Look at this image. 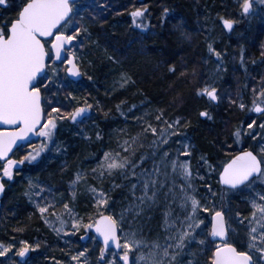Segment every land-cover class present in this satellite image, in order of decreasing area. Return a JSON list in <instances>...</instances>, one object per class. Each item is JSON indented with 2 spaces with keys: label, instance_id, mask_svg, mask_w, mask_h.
Wrapping results in <instances>:
<instances>
[{
  "label": "rangeland",
  "instance_id": "obj_1",
  "mask_svg": "<svg viewBox=\"0 0 264 264\" xmlns=\"http://www.w3.org/2000/svg\"><path fill=\"white\" fill-rule=\"evenodd\" d=\"M100 1L93 0L90 5L97 6ZM227 3L228 5H226ZM226 4L224 10L227 11L228 18L236 20L231 30H225L223 23H221V27L216 23L215 18L221 11L219 6L216 5H213L215 12H211L212 7L209 11L201 9L200 12L196 11L199 13L193 15L190 22L184 23L183 20V30L180 33H178L177 25L170 29L172 34L177 35L178 43L185 42L186 45L192 48L194 53L198 50V57L192 62L181 61V64L178 65V71L179 73L183 71L182 75L190 74L195 97L199 88L208 85L217 89L219 99L213 101L206 94L200 96L203 99L210 100L211 104L224 105L227 102L232 105V101H235L234 104L239 107L240 103L243 102L245 104L244 108L247 107L253 112V120L256 121V124L253 125L251 130L247 127L244 130L242 128L243 131L239 138L230 137L232 143L228 147L234 146L233 144L237 139L239 144L251 146L252 150L259 155V149L264 146V139H262L264 128L260 127L261 124H264V112L258 113L255 111L253 100L258 101L259 96L254 94L253 85L257 86L258 91L260 80L264 77V5H261L259 0H254L252 14L240 15L239 0H229ZM10 5L4 9H9ZM77 5L79 14L73 20L76 26H80V19L83 20L85 8L78 0ZM7 15L8 13L0 14V17L3 18V20H0V24L8 19V17L6 18ZM93 24L95 23L93 22ZM84 27L87 28L85 24ZM87 29L88 32L82 31L80 33L78 40L73 42L71 49L76 52L82 79L78 82L71 81L66 75L67 65L62 62L56 64L58 72L53 74L50 70L51 62L49 61L50 67L47 74L54 76L53 81L49 82V86L51 94L58 101L55 106L61 107L62 112L71 111L75 107L83 106L84 103L92 105L93 109V104H97L100 109H104L103 116H107L106 122H109V124L104 125L103 128L99 125V121L94 120L95 117L92 115L79 123H71L68 119L58 122L55 142L41 154V157L31 163L17 165L14 168L15 175L13 178H3L5 191L0 199V210L4 207L9 210L11 205H25L30 215L35 214L43 222L47 233L41 234L42 237L30 234L24 238V235L20 234L8 239L0 238V244L14 245V248L8 254L0 256V264H25V262L26 264H76V261H73L71 257L85 248L88 249L87 264H101V261L103 264H108L114 253L119 256L120 251L109 250L106 252L105 257H100L99 250L102 246L90 228L81 227L79 231L74 230L71 224V216L64 213L63 204L68 202L77 217H84L85 223L89 222L95 211V196L91 191L92 187H102L107 192L110 198V207L106 214H114L118 220L123 219L120 235L123 237L125 233L135 232L137 234L136 238L143 239L146 242L142 248L133 249L130 252L129 264H136L140 252L146 253L153 241L158 242L161 246L173 244L174 241L169 237L177 233L182 223H184L183 230L190 231L187 228V223H191V221H184V217L191 211L190 203L187 210L180 206L179 197L181 193L179 185L185 183L182 176L177 175L175 177V196L168 191L166 186L160 188L154 200H145L141 203L137 199L140 195L139 187L135 196L132 194L131 186L137 183L138 177L131 176L130 170H117L111 175L105 172L103 179L98 174V169L96 172L93 171L98 160L103 156V152L109 150L120 153L121 156H132L134 151V160H139L142 155H145L147 162L144 167L151 169L152 159H148V157L153 154L152 140L154 134L151 132L144 134L141 129L144 127L145 122H150L157 126L159 132V124L155 119L159 114L158 110H162L165 118L169 121L180 117L181 128L179 134H176L174 138H170L167 145H162L157 149V153L162 154L163 151H168L170 159L179 157L180 162L184 160L189 162L192 169L190 182L192 188L190 191L197 196V199L203 201V206L198 210L197 218L204 220L205 223L197 229L196 233H193L191 240L186 241L185 250L177 258L179 264H188L189 261H191V264H206L207 256L211 255L214 246L225 242L236 244L241 251H249L256 264H261L263 254H260L258 250L261 242L259 240L255 241L257 247L253 249H249L247 244L250 240L249 233L253 227L258 229L257 232L253 233L257 236L259 230L264 228V225L256 224L252 217L254 192H261L264 188V180L255 181L254 190H249L246 186H243L230 195L219 192L214 187V181H218L220 170L211 163L208 155L194 152L193 140L188 133L186 120L183 116L176 114L175 110L165 114V109H157L153 100L147 95L139 91L135 92L136 86L132 76L131 83L121 86V73L126 72L129 75L131 73L126 66L118 63L105 51L109 56L106 55L103 50H101L102 57L101 53L97 56L106 63L103 64L101 70L105 73L101 77L98 75L100 73L96 69L97 64H95L97 59L93 61L95 57L92 56L90 51L97 41L94 39L90 27ZM72 30L74 29L70 28L68 34H71ZM259 30L262 32H259ZM167 31L169 34V29ZM155 34L152 30L148 36L154 37ZM152 37L135 38V43H139L137 52H140V55H146L145 50H143L144 44ZM210 41L213 42V46L218 51L224 53L221 58H217L214 53L209 52L208 43ZM244 44L247 48L244 47ZM94 49L97 50V46ZM241 53L246 55L249 64H259L254 67V71L249 76L250 88L248 94L251 102L248 105L243 91L238 88L239 70L236 69V64ZM254 54H258V57L253 62L251 59ZM188 64H193L194 67L192 71L186 72ZM98 92L101 93L98 94ZM69 93L72 94L74 99L69 97ZM44 95L51 100L49 93L46 92ZM128 99H132V101H128ZM104 100H107L109 104L107 109L104 107ZM134 105L135 107H133ZM202 117L206 118L207 122L213 121V114ZM137 118L141 119L138 120ZM159 123L162 124L163 120ZM237 127L241 128L243 126L238 125ZM97 133H99V136H97ZM134 136H138V139L132 145L131 137ZM125 140H129V146H125L127 150L121 148V144ZM41 142V139L36 135L33 140L19 146L10 158L20 159L26 155L29 144L35 147ZM184 144L190 147V154L188 155H185V148L182 146ZM58 147L61 149L59 152L56 151ZM223 151H228L225 145L222 148V154ZM160 154L155 155L154 159L159 160ZM5 163L6 161L0 163V170H2ZM78 171L82 173L84 179L77 185L71 186L70 182L75 178ZM168 171L171 172L170 166ZM29 180H32L35 185L34 188L30 189ZM168 183L171 184V180ZM209 186L211 187L209 188ZM49 187L53 190L52 196L56 197L58 202L55 203L53 209L50 198L48 201L49 211L42 215L35 201L40 200L43 204L45 193H41L40 197H37L36 193L41 188L47 189ZM29 191L33 195V200H29L28 195H26ZM73 192H75V197H73ZM203 207H208L213 212L215 210L224 212L227 227V238L224 241L215 242L210 239L212 213L211 211L205 213ZM255 211L257 212L256 219H259V210L256 209ZM57 213L63 214V218L68 221L64 226V231L59 233L55 230L53 223L46 222V220L56 222ZM56 227H59L58 222ZM23 240H28L33 245L39 243L40 247L31 249L26 256L21 257L18 255V251L21 247L20 241ZM201 240L204 241L203 244H201ZM172 250L169 249V251ZM116 264H120L119 259Z\"/></svg>",
  "mask_w": 264,
  "mask_h": 264
},
{
  "label": "snow or ice",
  "instance_id": "obj_2",
  "mask_svg": "<svg viewBox=\"0 0 264 264\" xmlns=\"http://www.w3.org/2000/svg\"><path fill=\"white\" fill-rule=\"evenodd\" d=\"M254 0H239L240 15H251ZM261 5H264V0H259ZM10 0H0V6H9ZM11 6L18 10L14 18L5 20L0 24V122H3L4 127H0V158H6L2 170H0V193L5 191L4 177L13 178L14 168L17 165H24L37 161L41 154L55 142L56 132L58 131V122L65 119L77 122L78 118L87 113L92 105L84 103L83 106L73 108L71 111H63L61 107L55 106L58 104L54 95L51 94L49 82L53 81L54 76L48 75L49 61L51 62V72L56 74L58 69L56 64L62 62L67 65L66 72L73 76L81 74L79 63L77 62L76 52L72 51L73 42H76L80 33L88 32L86 27L76 26L73 18L78 15L77 0H12ZM147 5L141 8H135L131 16L133 22L137 18H142L146 15ZM168 9L164 8V13H168ZM223 26L229 30L233 29L236 20L228 17H220ZM143 28L145 25L140 24ZM74 29L69 33V30ZM82 47V45H81ZM210 53H214L215 57L221 58L224 53L218 51L213 46V42L208 43ZM226 51V50H225ZM65 56L67 59H65ZM243 62V56L241 57ZM170 71H175V66L170 68ZM132 82V77L128 73H121V86L128 85ZM49 93L51 100H49L44 93ZM198 94H206L211 100L219 99L217 89L205 85L197 90ZM253 92L259 96V100H253V106L256 112H264V77L261 78L259 88L253 85ZM70 98L72 94H68ZM87 99V98H85ZM235 103V101H232ZM119 107V106H118ZM135 107V105L133 106ZM244 108L245 104L242 102L239 105ZM158 115L155 117L159 124V132L157 126L150 122H145L141 132L147 134L151 132L154 134L152 140L153 154L148 157L152 159L151 169L144 167L147 162L145 155H142L139 160H134L133 155L121 156L120 153L113 151H104L103 156L98 160L97 166L93 169L94 172L99 170L98 174L103 179L104 173L109 175L117 170H130L133 177H138L137 183L132 184L131 191L133 196L139 187L140 195L137 199L143 203L145 200H154L160 188L168 187V191L174 196L176 194V179L177 175L182 176L185 183L179 185L181 193L180 206L187 210L190 203L191 211L184 217V221H191L187 223V228L190 231L183 230L184 223L180 225L177 233L170 236L173 244L161 246L158 242L153 241L149 245L148 251L140 252L137 257L136 264H179L178 256L185 250V243L187 240L193 238V233L205 221L198 219V210L203 206V201L197 199V196L190 191L192 188V169L189 162L184 160L179 161L169 158V152L163 151L162 154L157 153V149L162 145H167L170 138H174L179 134L181 128V118L176 117L169 121L164 116L162 110H158ZM201 116L207 117L209 115L207 110L200 113ZM138 120L141 118H137ZM163 120V123L159 122ZM256 124L252 120L247 129L251 130ZM42 125V126H41ZM39 130L37 131V128ZM264 128V124L260 125ZM241 128L235 129V136L239 138L242 133ZM30 133H36L37 137L41 139L38 146L33 147L28 145L26 155L20 159L8 158L9 153L14 151L13 146H19L18 141L27 143V137ZM259 135V133H257ZM99 136V133H97ZM138 136L131 137V144L134 145ZM264 139V137H262ZM125 146H129V140H125L121 144V148L127 150ZM185 148V155L190 154V147L187 144L182 145ZM57 152L61 151L58 147ZM259 155L252 150H245L233 156L229 162L224 165L223 171L220 173V179L223 184L231 186L235 189L238 186L244 185L249 190H254L255 181L259 178H264V146L259 149ZM160 154V159H154V156ZM169 166L171 172L168 171ZM139 169V171H137ZM127 178V177H126ZM83 176L80 171L75 175V178L70 182L71 186H75L83 181ZM171 180V184H169ZM115 186V185H114ZM29 187L34 188L32 180H29ZM211 186H209L210 188ZM52 189L41 188L36 193L37 197L41 193L43 196V204L40 200H36V206L39 212L44 215L49 211V199L51 198L52 207L54 209L55 203L58 202L56 197L52 196ZM91 191L95 196V211L93 218L85 223L84 217H77L73 213L72 207L68 202H64V213L71 216V224L74 230L79 231L81 227L85 229H95V232L100 234L103 239L104 247L100 248V257H105L106 251L110 244H113L116 249L120 250V255L113 254L112 260L108 264H116L119 259L120 264H129V254L133 249L142 248L145 245L143 239L136 238L135 232L125 233L122 237L120 235V228L123 219H117L114 214H106L109 204V196L104 189L92 187ZM29 200H33L31 191L26 193ZM75 197V192H73ZM62 198V197H61ZM261 201V202H258ZM254 211L252 217L256 224L264 225V188L261 192H254L252 200ZM259 210V219H256ZM205 213L211 210L208 207H203ZM46 222L53 223L55 230L59 232L64 231V226L68 223L63 218V214L57 213L56 222L46 220ZM58 222L59 227H56ZM258 229L253 227L249 233L250 240L247 244L249 249L256 248L255 241L259 240V253L264 254V228L259 230V235H254ZM211 236L225 237L227 228L225 226L224 212L215 210L212 213L211 221ZM87 235V233H86ZM204 241L201 240V244ZM18 255L23 257L29 253L33 248H39L40 244H30L28 240L20 241ZM14 248L13 244H0V256H5ZM173 249L169 251V249ZM88 249L79 251L73 255L71 259L76 261V264H87ZM26 264V262H25ZM101 264L103 262L101 261ZM191 264V261L188 262ZM206 264H256L253 256L249 251H241L234 243H220L214 246L211 255L207 256ZM264 264V261H261Z\"/></svg>",
  "mask_w": 264,
  "mask_h": 264
},
{
  "label": "trees",
  "instance_id": "obj_3",
  "mask_svg": "<svg viewBox=\"0 0 264 264\" xmlns=\"http://www.w3.org/2000/svg\"><path fill=\"white\" fill-rule=\"evenodd\" d=\"M78 1L85 8L83 20L80 19V25L82 24L84 27L85 24L87 28L90 27L92 35L97 41L90 51L92 56L95 57L93 61L97 59L95 64H97L96 69L99 70L100 74L98 75L100 77L105 73L101 70L103 64L106 63L97 55L103 50V52L106 51L111 55L114 60H117L118 63L127 67L135 82V92L139 91L147 95L153 100L157 109H165V114L175 110L176 114L185 118L188 133L195 147L194 152L208 155L211 163L219 170L237 152L244 149L252 150L251 146L239 144L237 139L233 144L234 146L229 148L228 145L232 143L230 137L236 138L235 129L238 128L237 126H243L241 129L244 130L253 120V112L247 107L240 109L234 103L230 105L225 102L224 105H214L212 102L213 104H211L210 100L203 99L200 94H195V97L190 74L182 75L183 71L179 73L178 65L181 64V61H194L198 57V50L194 53L192 48L186 45L185 42L178 43L177 35L170 32V29L177 25L178 33H180L183 30L182 21L184 20V23L190 22L192 16L199 13L201 9L209 11L212 7L211 12H215L213 5L219 6V9H221L219 15L215 18L216 23L221 27L223 22L220 17H228L224 5L229 0H101L97 6L90 5L93 0ZM15 2H18V0H15ZM10 4H12V0H10ZM145 5H147L146 15L137 18L134 23L131 16L132 11ZM4 8L6 7L0 6L1 15L8 13L6 16L8 19L15 17L18 10L16 7L10 5L7 10ZM164 8L169 10L167 14L164 13ZM0 20H3V18L0 17ZM141 23L145 27L141 28ZM167 29H169V34ZM152 30L156 33L154 37L148 36ZM259 32L262 31L259 30ZM136 37H152L144 44L143 50H145L146 55H140V52H137L139 43H135ZM96 46L97 50L94 49ZM244 47H246L245 44ZM107 53L106 55H108ZM257 57L258 54H254L251 61L254 62ZM192 65L188 64L185 71H192L194 67ZM257 65L259 64H249L246 55L243 53L238 57V63L236 64V69L239 70L238 88L243 91L247 105L251 102L248 94L250 88L249 76ZM172 66H175V71H170ZM128 101H132V99H128ZM103 103L105 109H107L109 107L107 100H104ZM201 109L202 111L207 110L210 115L213 114L212 123L207 122L206 118L200 115ZM103 111L104 109H100L97 104H93L92 116L104 128V125H108L109 122H106L107 116H103ZM94 112L98 113L94 114ZM224 145L228 148V151H223L222 154L221 151ZM261 180H264V178H259L256 181L260 182ZM214 187L224 195H230L238 191V189L223 188L216 180L214 181ZM0 215V238L2 239L19 236L20 234H23L24 238L30 234L42 237L41 234L47 233L43 222L35 214L30 215L25 205H11L9 210L5 207L1 208Z\"/></svg>",
  "mask_w": 264,
  "mask_h": 264
},
{
  "label": "water",
  "instance_id": "obj_4",
  "mask_svg": "<svg viewBox=\"0 0 264 264\" xmlns=\"http://www.w3.org/2000/svg\"><path fill=\"white\" fill-rule=\"evenodd\" d=\"M246 15H247V14H246ZM222 25H223V24H222ZM223 27H224V26H223ZM224 29H225V30H229V29H227V28H225V27H224ZM65 58H66V56H65ZM58 63H60V62H58ZM66 75H67V77H68L71 81H73V82H78V81H80V80L82 79V73H81L80 75H78V76H73V75L68 74V73L66 72ZM92 113H93V109L91 108V109H90L87 113H85L82 117L78 118V121H77V122H74V121H71V120H70V122H71V123H79V122H81V121L87 119L88 117H90V116L92 115ZM4 126H5V125H3V122H0V127H4ZM41 126H42V125H41ZM41 126H38L37 131L39 130V127H41ZM34 138H36V133H30L29 136L26 138V139H27V143H28L29 141L33 140ZM17 144H18L19 146H21V145H24V144H26V143L23 142V141H18ZM19 146L14 145V146H13L14 151H15ZM245 150H251V149H244V150H241V151L237 152L235 155H237V154H239L240 152H243V151H245ZM14 151H13V152H14ZM252 151H253V150H252ZM13 152L9 153V157L13 154ZM235 155H234V156H235ZM9 157H8V158H9ZM232 157H233V156H232ZM232 157H231V158H232ZM231 158H230V159H231ZM230 159H229V160H230ZM0 160H6V158H0ZM229 160H228L224 165H226V164L229 162ZM224 165L222 166V168L220 169V172H219V174H218V182H219L220 186L223 187V188H226V189H230V190H235V189H239V188L243 187L244 185H241V186H238L237 188L233 189V188H231V186H228V185L223 184V182H222L221 179H220V173L223 171ZM2 194H3V193H0V199H1ZM224 218H225V217H224ZM225 226H226V220H225ZM226 228H227V227H226ZM90 230H91V231L93 232V234L96 236V238H97L98 242L100 243V245H101L102 247H104V245H103V239H102V237L100 236V234L96 233V232H95V229H91V228H90ZM226 238H227V234H226L225 237H218V236L213 237V236H211V233H210V239H211L212 241H215V242L224 241ZM109 250H114V251H116V252H119V251H120L119 249H116L115 246H114L113 244H110V245H109L107 251H109ZM107 251H106V252H107ZM263 261H264V254H263Z\"/></svg>",
  "mask_w": 264,
  "mask_h": 264
},
{
  "label": "flooded vegetation",
  "instance_id": "obj_5",
  "mask_svg": "<svg viewBox=\"0 0 264 264\" xmlns=\"http://www.w3.org/2000/svg\"><path fill=\"white\" fill-rule=\"evenodd\" d=\"M13 153H14V152H13ZM11 156H12V155H11ZM11 156H10V157H11ZM10 157H9V158H10ZM5 161H6V160H0V163H1V162H5Z\"/></svg>",
  "mask_w": 264,
  "mask_h": 264
},
{
  "label": "bare ground",
  "instance_id": "obj_6",
  "mask_svg": "<svg viewBox=\"0 0 264 264\" xmlns=\"http://www.w3.org/2000/svg\"><path fill=\"white\" fill-rule=\"evenodd\" d=\"M39 236V235H38Z\"/></svg>",
  "mask_w": 264,
  "mask_h": 264
}]
</instances>
